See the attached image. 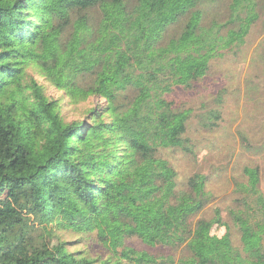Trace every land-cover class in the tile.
<instances>
[{"label": "trees", "instance_id": "1", "mask_svg": "<svg viewBox=\"0 0 264 264\" xmlns=\"http://www.w3.org/2000/svg\"><path fill=\"white\" fill-rule=\"evenodd\" d=\"M205 0H0V264H173L124 244L185 246L183 264H264V196L258 166L243 168L223 222L191 220L210 200L206 176L178 188L161 152L193 153L188 111L163 96L202 78L221 50L244 41L257 0H230L225 21L202 25ZM98 11L93 21L88 12ZM186 17L177 36L168 26ZM34 65L74 101L100 99L65 123L55 103L20 79ZM215 115V113L212 112ZM93 237L106 256L69 250L55 235Z\"/></svg>", "mask_w": 264, "mask_h": 264}, {"label": "rangeland", "instance_id": "2", "mask_svg": "<svg viewBox=\"0 0 264 264\" xmlns=\"http://www.w3.org/2000/svg\"><path fill=\"white\" fill-rule=\"evenodd\" d=\"M230 0H205L198 8L203 11L202 25L212 20L225 21ZM257 19L251 24L242 43L220 51L208 62L206 74L190 87L174 86L163 96L176 110L188 111L186 132L193 153L165 149L161 155L177 173L178 188L186 187L187 180L196 173L206 176L205 188L210 200L191 220L210 219L218 210L227 225H215L211 233L221 236L227 228L232 233L233 244L239 245V234L232 223L229 210L238 206L241 192L237 183L244 180L245 166H258L259 188L264 196V0H257ZM88 14L98 20V11ZM186 17L167 27L164 40L177 36ZM24 95L33 96L39 87L43 96L54 102L63 122L83 120L88 109L100 99L89 96L72 100L67 93L56 88L34 65L25 70L20 79ZM215 113L214 114H212ZM55 235L67 243L71 251L82 254L90 251L92 257L106 256L107 250L94 243L93 237L69 230H56ZM125 245L145 250L155 256H171L173 264H183L190 259L185 246L178 248L151 247L136 238L126 239Z\"/></svg>", "mask_w": 264, "mask_h": 264}]
</instances>
